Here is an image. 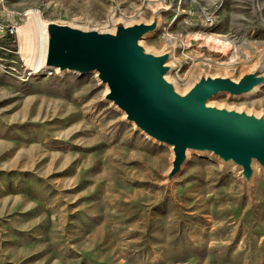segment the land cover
<instances>
[{"label":"rangeland","instance_id":"rangeland-1","mask_svg":"<svg viewBox=\"0 0 264 264\" xmlns=\"http://www.w3.org/2000/svg\"><path fill=\"white\" fill-rule=\"evenodd\" d=\"M29 10L87 31L150 24L138 41L180 96L264 59V0H0L16 31ZM17 33L0 39V264H264V165L248 183L241 164L190 150L173 171L170 145L96 71L26 75ZM263 84L208 103L264 116Z\"/></svg>","mask_w":264,"mask_h":264},{"label":"water","instance_id":"water-1","mask_svg":"<svg viewBox=\"0 0 264 264\" xmlns=\"http://www.w3.org/2000/svg\"><path fill=\"white\" fill-rule=\"evenodd\" d=\"M152 27L146 23L118 24L112 35L50 23L45 67L98 72L109 87L107 98L129 120L149 136L174 146L173 171L184 162L186 148L213 150L241 164L244 171H248L251 157L264 164V121L206 105L220 92L241 95L252 82L247 77L238 82L201 79L180 96L162 78L165 56L145 53L136 45L141 34Z\"/></svg>","mask_w":264,"mask_h":264},{"label":"bare ground","instance_id":"bare-ground-1","mask_svg":"<svg viewBox=\"0 0 264 264\" xmlns=\"http://www.w3.org/2000/svg\"><path fill=\"white\" fill-rule=\"evenodd\" d=\"M25 15L27 16V19L24 20V22L22 24H20L18 26V29H17V31H18L17 35H18V39H19V54H21V56L25 60L26 66H29V67L30 66H32V67H43L44 66L45 67L47 60H48L49 49H50V32H49V24L50 23L49 22H46V23L43 22L41 17L39 16V14L37 12H35L34 10L27 11ZM123 26L128 27L126 25H123ZM116 30L117 29H115V31H113L112 33H109V32H100V33H108V34L114 35L116 33ZM141 35H143V34H141ZM222 41L225 44H229L228 42H226V38H222ZM136 45L143 52H146V50L144 49V47L142 45H140L138 40L136 41ZM163 67L166 69V72L164 73L162 78L164 81L167 82V76H168V72H169L171 66L168 63H164ZM56 69L58 70L59 68H56ZM96 76H99V73L96 74ZM246 77L249 81L252 82V86L250 89H248L244 93H246V94L247 93H253L254 91L258 90L259 86H260L259 85L260 82L264 81V59L262 60L259 68L256 69L255 72L247 75ZM107 89L109 91V87H107ZM189 91H190V89H189ZM208 102H209V100L207 101L206 105L209 107L212 106ZM216 108L223 109L220 107H216ZM226 110L235 111L237 113H245L247 116H253L256 119H262L264 121L263 115L262 116L257 115V114L252 113V112H247L246 110H242V109L239 110V109H235V108H226ZM125 115H126V113H125ZM170 148L173 152V156L175 157L174 146L170 145ZM197 151L199 153H201V152L203 153V151H204V152L216 154L213 150L199 149ZM189 152H190V149L186 148L185 149V160L188 158ZM216 155H218V154H216ZM219 157L223 160V162L232 161L233 163L240 165L238 162L234 161L230 157H223V156H219ZM254 160L255 159L253 157L250 158L249 169H248V171H244L245 176L248 178V181H249L248 183H250V181H251L250 177L253 175V172H254L253 171V161ZM262 165H264V164H262Z\"/></svg>","mask_w":264,"mask_h":264},{"label":"built area","instance_id":"built-area-1","mask_svg":"<svg viewBox=\"0 0 264 264\" xmlns=\"http://www.w3.org/2000/svg\"><path fill=\"white\" fill-rule=\"evenodd\" d=\"M16 25L13 23H6L0 15V39L4 36H12L16 34ZM14 71L15 69L12 68ZM26 71V75H39L41 73H44L47 76L56 74L57 70L56 68H45L43 67H29L28 69H24ZM25 71L19 72L23 73ZM18 73V74H19Z\"/></svg>","mask_w":264,"mask_h":264},{"label":"trees","instance_id":"trees-1","mask_svg":"<svg viewBox=\"0 0 264 264\" xmlns=\"http://www.w3.org/2000/svg\"><path fill=\"white\" fill-rule=\"evenodd\" d=\"M13 44H15V41L13 40V39H6V37H5V39L3 40V46H5V47H8V48H10V47H14L15 45H13Z\"/></svg>","mask_w":264,"mask_h":264}]
</instances>
